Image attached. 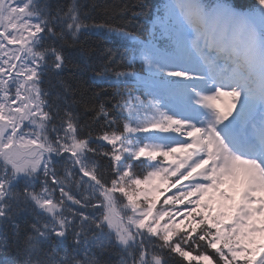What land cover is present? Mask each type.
I'll return each instance as SVG.
<instances>
[{"label":"snow or ice","instance_id":"6c2138e0","mask_svg":"<svg viewBox=\"0 0 264 264\" xmlns=\"http://www.w3.org/2000/svg\"><path fill=\"white\" fill-rule=\"evenodd\" d=\"M96 7L0 0V264H264V0Z\"/></svg>","mask_w":264,"mask_h":264},{"label":"trees","instance_id":"16d2710c","mask_svg":"<svg viewBox=\"0 0 264 264\" xmlns=\"http://www.w3.org/2000/svg\"><path fill=\"white\" fill-rule=\"evenodd\" d=\"M88 2L97 6L95 16L99 22L125 23L130 21L131 11L141 12L137 20L129 23L130 29L134 28L138 32L142 30L143 25L149 23V13L158 5V0H143L147 7L140 10L134 7L140 0H88ZM236 2L239 3L241 0H236ZM105 44L114 53L118 49V44L114 39L106 40Z\"/></svg>","mask_w":264,"mask_h":264}]
</instances>
